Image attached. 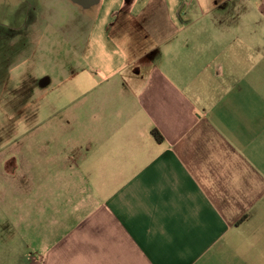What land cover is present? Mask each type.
<instances>
[{
  "label": "crops",
  "instance_id": "1",
  "mask_svg": "<svg viewBox=\"0 0 264 264\" xmlns=\"http://www.w3.org/2000/svg\"><path fill=\"white\" fill-rule=\"evenodd\" d=\"M52 1L74 137L0 158V264H264V0Z\"/></svg>",
  "mask_w": 264,
  "mask_h": 264
},
{
  "label": "rangeland",
  "instance_id": "2",
  "mask_svg": "<svg viewBox=\"0 0 264 264\" xmlns=\"http://www.w3.org/2000/svg\"><path fill=\"white\" fill-rule=\"evenodd\" d=\"M38 1L0 0V158L38 157L44 141L74 137L67 122L73 120L78 100L74 78L80 60L63 34L49 33L44 26L33 28L32 40L25 38L33 21L26 14ZM52 2L63 15H75L68 0ZM49 80L55 83L45 93ZM4 170L0 163V174ZM9 186L1 178L7 203L12 197Z\"/></svg>",
  "mask_w": 264,
  "mask_h": 264
},
{
  "label": "trees",
  "instance_id": "3",
  "mask_svg": "<svg viewBox=\"0 0 264 264\" xmlns=\"http://www.w3.org/2000/svg\"><path fill=\"white\" fill-rule=\"evenodd\" d=\"M153 135L156 139H158L159 141L163 139L162 135L160 134V132L158 130H154L153 131Z\"/></svg>",
  "mask_w": 264,
  "mask_h": 264
},
{
  "label": "water",
  "instance_id": "4",
  "mask_svg": "<svg viewBox=\"0 0 264 264\" xmlns=\"http://www.w3.org/2000/svg\"><path fill=\"white\" fill-rule=\"evenodd\" d=\"M73 1H75V2H76L77 0H73Z\"/></svg>",
  "mask_w": 264,
  "mask_h": 264
},
{
  "label": "flooded vegetation",
  "instance_id": "5",
  "mask_svg": "<svg viewBox=\"0 0 264 264\" xmlns=\"http://www.w3.org/2000/svg\"><path fill=\"white\" fill-rule=\"evenodd\" d=\"M43 84H45V83H43Z\"/></svg>",
  "mask_w": 264,
  "mask_h": 264
}]
</instances>
